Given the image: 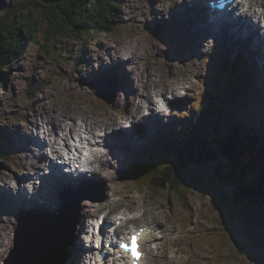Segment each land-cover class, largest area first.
<instances>
[{"label": "rangeland", "instance_id": "rangeland-1", "mask_svg": "<svg viewBox=\"0 0 264 264\" xmlns=\"http://www.w3.org/2000/svg\"><path fill=\"white\" fill-rule=\"evenodd\" d=\"M62 1L65 0L59 2L0 0V36L7 29L5 28L7 25L15 24V20L18 23L23 18L27 19L28 16L32 17V20L37 23L32 30H38V42L33 44L30 38V40H26L23 50L9 67L8 74L4 75V79H2L3 88L0 89V143L6 146L9 143L15 146H25V133L28 130L34 132L39 124L45 123L46 127L50 128L47 130L51 138H54L52 130L55 129V122L59 119L57 115L60 112L66 115V109L79 108V106L92 111L94 119L104 117L106 113L103 112H108L109 115H114L118 122L124 121V124L134 123L135 126L131 125L132 128L128 129V139H123V144L120 142L124 146V150L122 146H117L113 151L103 145L109 158L115 160L111 172L113 174L114 170L117 173L116 179H112V174L110 178L107 176L96 177L95 175L90 177L95 178L93 180L98 183L96 186L99 191H103V189L107 191L108 199L114 196L115 203L117 201L123 203L116 205V209L124 205H130L132 206L131 209L143 210L146 217L154 218L157 216L156 220L165 223L166 231L163 228L158 229L159 237L156 239V244L159 245L161 250L158 253V263L168 264V262L163 261L179 258L182 261L195 264H264V206L249 209L242 206L243 202L240 201L238 204L240 209L233 210L231 216L228 214V212H231V206L235 202V194L238 191H234L231 176L234 179L239 172L236 170L238 173L233 175L235 173L232 170L233 166L231 167V164L225 161V157H219L218 154V161L216 162L193 166L189 179L190 187L184 189L185 195L183 198L178 197L175 192L170 190L155 192L148 185H146V191L142 190L137 186V180L134 179V175L137 173L136 167L140 170V166H137L140 150L147 152V150L141 148H147L150 141L156 138L158 133V130L152 128V119L139 120V118L137 119L139 114L136 115L134 112L140 111L141 114L148 116L155 108L163 109L162 112H159L162 116L159 122L164 120V124L169 123L173 119V115H178L173 120L174 124L179 123L182 118H186L189 115L190 105L194 101H200L203 97V93L198 92V89L200 84L208 77L207 74L212 72L210 70L212 68V55L215 54L216 49H219L223 55L222 63L220 62L216 67L221 69L223 73L225 67L223 64H227L226 52L220 46L221 42L218 40L221 37L218 35L217 40H212L205 37V33H200L203 41L194 47L196 50L187 49L184 51L192 57L191 60L187 59V62L182 64L178 63L177 60L169 61L171 57V54H168V45L171 44L168 42L169 37L171 35V39L176 46L181 43L180 39L176 35L172 36V32L167 28H163L164 34L160 37L152 35V30L158 24H161V18L167 15L169 6L171 3L174 6L177 0H120L121 2L119 0H108L105 4L99 6L100 11H103L104 7L114 5L116 7L113 9L118 16L114 20L113 29L108 33L106 31L102 34L89 35V33H86L78 35V30L69 31L65 27L62 31L64 36L52 39L48 33L49 22L44 17L47 9L46 5H56ZM180 10L183 11V9ZM71 13H73L71 9H67L65 14L72 17ZM61 16L56 17L59 22L63 21ZM74 17L78 18L76 15ZM183 25L191 29L186 16L183 19ZM228 35V40L232 43L234 36L232 37L231 32ZM137 41L142 44L143 48H146V52L142 56L133 57L132 62L136 64L135 66L128 65V62L126 63V66H129L128 68L125 65L122 66L123 69L125 68L126 73L128 71L126 77L122 79L119 75L114 74L119 80V90L116 98V102L119 101V104H116V102L108 104L98 98L96 90L91 88V83L84 84L83 82L103 79L106 75L113 74L108 71H106V75L101 71H92L96 75L93 78H88L86 72L91 69L101 70L106 66L113 65L110 56H118L119 54L126 60L132 55L126 51L130 49L131 45L133 52L136 49L135 42ZM209 42H213L214 46H210ZM123 59L120 60L123 61ZM172 67L174 76L171 78H192V80H189V86L181 87L178 94L165 91L163 82L159 81L162 76L171 74L168 70ZM247 67L250 70L248 65ZM262 74L263 72L259 70L258 77L253 84H244L245 93H251L254 87L259 88L264 83ZM251 77L253 78L254 74L250 70L249 81H251ZM74 83H77L80 87H86L84 95L74 91L77 90ZM228 84L233 85L234 82L231 81ZM187 92L191 95L190 98L186 94ZM120 93H123L126 97L122 95L121 97ZM146 97H150L152 101L151 99L146 100ZM193 98L195 99L193 100ZM235 101L236 99L226 100L229 105L228 111L236 112V114L233 113L234 118L239 117V113L243 111L242 114L246 115L247 120L242 123L245 124V130L251 126L252 128L248 129V135L255 137L251 138L252 141L257 139L260 141L262 135L256 134L255 130L264 124V106L259 104L255 97H253V100L247 99V102L243 105L244 109L237 107ZM184 102L187 104L186 107L183 105ZM69 113H71V110L68 111ZM35 116H37L38 125L35 122ZM54 116L55 118L52 119ZM131 116L133 120L126 122L125 119ZM226 116H223L224 120L220 119L215 123L210 122L205 126L206 132L214 134L212 141L216 151L219 146L214 128L218 132L221 133L222 130V133L226 134L224 140L231 131V129L225 131L227 130L224 123ZM78 121L84 124L82 120ZM249 121H251L250 125L248 124ZM232 124L231 122L230 125ZM121 127L127 128L128 126ZM112 128L117 129L118 125L107 130ZM132 130L135 132L133 133ZM255 134L260 135V137L257 138ZM224 143L227 144L228 140ZM36 146L38 145L35 144L33 148ZM27 147H29V142ZM47 151L49 153V149ZM19 154L22 160L27 157L26 153L21 150ZM47 158V152H44L39 157L33 155L32 159L37 160L38 165H42ZM30 163L25 164L30 165ZM27 172L29 171L21 172L19 166L9 164L4 158L0 157V193L4 194L3 191L6 187H3V185L4 182H8V178L13 177L11 183L21 182V184H24L27 181H23L24 176L29 175ZM139 174L138 171L139 181L137 182L142 184L143 180ZM194 186L198 187L194 188ZM13 187L15 188V186ZM27 193L29 192L27 191ZM34 194L33 192L29 193L32 198L35 197ZM49 194H52V192ZM0 200L3 203L0 206V230H3V235L11 233L10 236L4 237L0 234V248L2 247L1 239L4 240L6 247L8 246L4 257L0 260V264H6L11 252L13 256V238L18 223V215L25 212V208L21 207L8 211L10 205L1 195ZM82 205L83 209L87 206L85 202ZM38 209L47 210L50 213L57 212L56 209L52 211L48 207H44V204ZM83 209L82 213H84ZM90 209L93 211L92 208ZM218 209L222 210V215ZM187 212L190 222L189 219H187L188 222L182 219ZM8 237L11 238L10 241H7ZM174 237H177L179 245L173 242ZM179 247L184 249L182 255L178 252ZM0 252L2 253L1 250ZM170 252L172 253L171 257Z\"/></svg>", "mask_w": 264, "mask_h": 264}, {"label": "bare ground", "instance_id": "bare-ground-1", "mask_svg": "<svg viewBox=\"0 0 264 264\" xmlns=\"http://www.w3.org/2000/svg\"><path fill=\"white\" fill-rule=\"evenodd\" d=\"M207 1H209V0H207ZM207 1L206 0L205 1L204 0H177V1H175L174 6L171 3V5L169 6V12L167 13V15L165 17L161 18L162 20L160 21L161 24H159V27L160 28H167L170 32H172L171 33L172 36H174V35L178 36L181 43L178 44V46H176L174 41L172 39H169V40H171V42H169L171 44L168 45V54L169 55L170 54L175 55L176 52H178L179 56L182 57L183 62H187V59L191 60L192 57L189 54L187 55L186 53H184V51L187 49L188 50H193V49L196 50L194 47L198 46V44L203 41V39L200 36V33H205V37H208L209 39H212V40H217L216 37L219 35L221 37V39L218 38V40H220V42H221L220 46L225 50V52H226L225 54L228 56V59H230L229 60L230 63L227 64L226 69H228L232 74H239V72L242 71L243 76L246 79V81L250 85L253 84L255 79L258 77L259 70L263 69V71H264V66H262L261 62L259 61L260 58L264 59V52H262V51H264V12H257V8L264 9V1L262 2V0H230L229 1L230 4H229V3H227L226 0H222V3L226 7L230 6L232 8V10H234V12L237 10V15L235 16V14L230 13L232 16H235L232 19V23L231 24H224V23L221 24L220 26H218L219 30L216 33L211 28V25L213 23H212V20L210 17H207V15L205 14L203 16V18L200 19L197 16V13H202V12L207 11V8H205ZM188 8H190V9H188ZM180 9H183V11H181ZM229 10H231V9L229 8ZM232 10H231V12H232ZM161 16H163V15H161ZM185 16L187 17L188 24H189V26H191V29L186 28L183 25V19L185 18ZM117 17L118 16H115V18H117ZM205 23L209 24V25L206 26ZM108 32L109 31H107L106 33H108ZM228 32H232V37L234 36V41H232V43L228 40V37H227V36H229ZM89 35H94V33L89 32ZM222 41H223V43H222ZM146 45L148 46V44H146ZM209 45L212 47L214 46L213 42H209ZM235 45H236V47H235ZM135 46H136L135 47L136 49L133 52H132V46L131 45L129 47L130 49H128L126 51V52H129L132 54L126 60L123 59L124 57L120 56L119 54H118V56H110L112 58L113 65L106 66V67L102 68L101 70L91 69L88 72H86V76L88 78H93L94 75H96V74H93L92 71H101L105 75L107 74L106 71H111V72L114 71L116 75H119V77H121L123 79L128 74V71L126 73L125 68L123 69L122 66L125 65V67H127L126 66L127 62H128L127 63L128 65L135 66L136 64L132 62L134 59L133 57L142 56L146 52V48L145 47L143 48L142 44L138 43V41L135 42ZM144 46H145V44H144ZM200 50L202 51V49H200ZM200 50H198V51L200 52ZM247 52H249L248 55H247ZM261 53H263V54H261ZM107 58H109V57H107ZM121 58L123 59V61L120 60ZM237 58H239V60H236ZM103 60H104V58H103ZM231 60H233V61H231ZM92 65H94V63H92ZM247 65L250 67V70L254 74V77L253 78L251 77L252 78L251 81H249L250 70L248 69ZM169 69L170 70H168V71L171 74L169 76H162L159 79V81L163 82V86H165V91H169V92L172 91L174 94H178L179 89L181 87L189 86L188 85L189 80H192V78H190V77L189 78L188 77L171 78L174 76L173 75V73H174L173 67L169 68ZM120 81H123V80H120ZM211 81L213 83V79H212L209 82L205 81L202 84H200L198 92L201 91L203 93L202 99H206V96L209 94L208 90H209L210 86H207L206 82L211 84ZM74 84H75V86H77V90H74V91H77L81 95H84L86 87H80L77 83H74ZM259 87L264 89V86H262V85H260ZM186 94L189 95V92H187ZM119 95L126 97V95H124L123 93H120ZM190 96L191 95H189V98H190ZM216 97H218L217 94H215V98ZM149 98L150 97H146V100ZM193 99H195V98H193ZM116 104H119V101H117ZM225 109H224L222 115L226 113L227 106H225ZM242 109H244V108H242ZM70 110H71V113L68 114V111H70ZM65 113H66V115H64L61 112L57 115V117H59V119H58V121L55 122L56 123L55 129H53V130L51 129L53 133L58 132V130H59V136H57L53 140H51L52 142H54L52 152L59 154L62 157L64 164H66V166L72 167L71 171L74 172L75 168H77L74 160L76 162H79L80 157L76 156V153H74L73 149L79 150V151H80V149H84V150L91 149V151L87 153L89 155V157L87 158L86 161H88L90 166L93 167V169H94V170L92 169L93 172L95 174H99V176H107L110 178V176L112 174L111 170L113 169L112 164L115 163V160H112L111 158H109L108 152L104 151L101 148L102 144L109 143L111 146L110 148L113 151H114V148H116L117 146H122V149L124 150V146L121 145V143L122 144L124 143L123 139H128L127 134H128V129L132 128L131 124H124L125 123L124 121L118 122L117 118L114 115H109L108 112H103V113H106V114H104V117L94 119L95 117H93V112L86 110L85 107H83V106H79V108L74 107L72 109H66ZM134 113L139 114L140 112L136 111ZM233 113L236 114L235 111H228L227 112L226 121H224V123L226 124L225 128L227 129L225 131H228V130L230 131L231 122L233 123L231 125L232 127L234 125H237L236 127L238 128V130L239 131L242 130V128H240L238 126V122H239V120L244 122V120H246V118L241 119L240 116L238 118V116L236 115L237 116L236 117L237 119H236V118H234ZM36 118H37V116L34 117L35 122L37 123L38 120H36ZM54 118H55V116L52 117V119H54ZM224 119L225 118H223V120ZM78 120H82L85 125L82 123H79ZM125 120H126V122H131V120L129 118H126ZM250 123H251V121L248 122L249 125H250ZM45 124H39L38 125V123H37V125H38L37 132L35 134H29L28 135L27 140L33 142V144L29 143L28 150H31L32 152H34L33 146L35 144H37L39 148L40 147L44 148L47 145L46 142L50 143V141L48 140L51 137L50 133L48 132V130L50 128L48 129ZM156 124L157 123H154V125H153L154 128L156 127ZM117 125H118L119 129L114 130L113 134H106L104 132L101 133V131H106L107 129L114 127V126H117ZM133 125L135 126L134 123H133ZM120 126H128V127L127 128H122V127L120 128ZM217 126H219V125L217 124ZM249 128H252V127L249 126L248 129ZM243 129H245V128H243ZM248 129H246V130H248ZM132 132H133V130H132ZM255 133L258 134V132L256 130H255ZM256 134H255V136L257 138H259L260 135H256ZM225 135L226 134L221 133V138L223 139L225 137ZM44 138H47V141H44ZM251 138L253 139L255 137H250L249 135L243 136V139H247V142L248 141L252 142ZM117 139H119V140H117ZM62 140L67 142V143H65L64 145L61 146L59 144V142H61ZM73 140L74 141L76 140V142H73ZM259 143H260V141H259ZM259 143L257 144V148H259L260 145H262L261 143L260 144ZM50 145L51 144H49V146ZM9 146L14 147L15 145L9 143ZM15 147H18V146H15ZM262 149H263V147H261L260 150H262ZM0 152H1V150H0ZM93 152H95V153H93ZM214 152H215V150H214ZM219 153L220 152H218V154ZM146 156H148V154ZM144 157H145V155H144ZM144 159H146V158H143V157L140 158L139 157V159H138L139 164H143ZM72 162H74V164H71ZM261 167L264 168V163L261 164ZM86 169H89V168H86ZM81 170H79V171H81ZM83 170H85V169H83ZM71 176H72V178H70V179L64 178L63 181H65V182H62L60 184L56 185V183H52L50 189H48L47 191H45V190L41 191V186H36L37 191L36 192L33 191V194L35 192V194H34L35 197H33V198L30 197L29 193L26 192V190H25L26 184L21 185V182H15V183L12 182L11 186H16V190L15 191L10 190L6 187L5 190L3 189L4 194L0 193V195L10 205L8 210H12V209L20 208V207H28V206L33 207L35 205L37 206V205H40L42 203H44V207H46V208L48 206L50 209H55L59 204H61V200L58 197V193L60 192V190L67 191L68 189H71L72 191L68 193V196H69L68 201H70L71 199L74 200V207L76 208L77 211L81 210V212L83 209V205L81 208V203L82 202L86 203L87 206L83 209L84 210L83 214L93 216V217H91L89 222L91 224H93L94 227L99 226L98 227L99 230H98L97 234L102 233V232L106 233L108 231V227H106V225H105L106 222H110V221H112V219H114L115 222H117V220H119L117 215L119 214L123 217L121 222H120V226L122 227L123 230L126 231V228L136 229L138 231L135 234H141V236H143V239H142L143 245L145 242L148 241L147 242V251H148L147 262H148V264H158L159 259L156 258V256H159L158 253H160L161 250L159 249V245L156 244V239L159 237L156 234V230L158 228L159 229L163 228V230L166 231L165 223L163 221H162L163 222L162 223L160 220H156L157 216H155L154 218L150 217V216L146 217L145 214L140 215L139 212L138 213L132 212L131 210H129L130 208L127 209L125 207L122 210L118 209V208L116 209V204L120 203V201H117V203H115V200H113L114 196L109 198L108 201H105L101 197L102 196L107 197V196H105V193H102L101 191H99L97 186L91 185L90 186L91 189H87L88 187H86V186L84 187V184H86V183L82 180V178H85V177H82L83 175L77 174V176L74 177L75 175L73 174ZM111 177H112V179H116V177H117V173H115L114 170H113V174ZM10 179H11V181H13V177H11ZM93 179H95V178H92V180ZM136 180L139 181L138 178ZM137 181H136V184L140 188L141 184ZM74 187H77V188L74 189ZM194 188H195V186H194ZM196 188H197V186H196ZM40 191H41L40 194H41L42 198L38 199L36 194H38ZM48 192L49 193L52 192V194H49ZM75 196L82 198L80 203L76 202V201H80V199L78 197H75ZM55 199L57 202L55 201ZM2 205H3V203L0 202V206H2ZM90 208H92L93 211H91ZM97 215H99L100 217L96 218L95 216H97ZM121 216H120V218H121ZM100 218H103V219L105 218L103 225H99L100 224L99 223ZM11 221H13V220H11ZM83 225L84 224L82 222H80L79 226H83ZM141 227L146 228L145 232L142 230ZM2 231L0 230V234H2ZM171 234H172V230H171ZM10 235H11V233L4 234V235L2 234L1 236L4 237V236H10ZM81 236L84 237L83 234ZM89 237L90 236L87 234L85 236V239H87V241H88ZM10 239L11 238L8 237L7 241H10ZM13 240H14V246H15V239L13 238ZM81 241L82 242L84 241L83 238L81 239ZM173 242H175L177 245H179V243L177 242V237L173 238ZM1 243H2V247L0 248V250L2 251V253L0 252V260L4 257L5 250L8 247V246L6 247L5 242L2 239H1ZM77 244H78L77 248L75 249L74 252H72V254L69 256L68 261H65L64 264H87V263H89V259L86 260L88 258L87 253L86 252L84 253V249H83L80 241ZM53 245H55L57 247L58 243L53 242ZM80 245H81V247H80ZM16 247L17 246H15V248ZM15 248H13L12 251H14ZM183 250L184 249L179 247L178 252L180 253V255L183 254ZM16 252L18 255L21 256L24 253V249L21 247H18ZM46 255L51 257L50 253H47ZM61 256H64V255L61 254ZM33 259L37 260V257H33ZM163 262H168V264H195V263H191V262L182 261L179 258L173 259V260H167V261H163ZM6 264H21V262L19 259L18 260L14 259L12 256V252H11V255L7 259Z\"/></svg>", "mask_w": 264, "mask_h": 264}, {"label": "trees", "instance_id": "trees-1", "mask_svg": "<svg viewBox=\"0 0 264 264\" xmlns=\"http://www.w3.org/2000/svg\"><path fill=\"white\" fill-rule=\"evenodd\" d=\"M107 1L65 0L56 5L47 4L44 17L50 25L48 29L50 38L64 36L62 31L65 27L69 31L78 30V35L89 32L102 34L110 31L115 24L114 15L116 11L113 8L116 6L104 7L103 11L99 9V6ZM67 9H71L73 18L65 14ZM58 15H62V22L56 19ZM75 15L78 18H75ZM14 23L7 25L5 27L7 29L0 36V89L3 88L1 82L4 75L8 74L9 67L18 58L26 40L30 38L33 44L38 42V30H32L37 23L32 20V17L23 18L18 23L15 20ZM212 79L208 78L207 82ZM207 82L206 85L210 86L209 94L205 101L201 98L194 104L196 107L193 114L185 119L186 121L179 129L178 134L175 132L177 129H174L173 132L176 135H173L170 143H164L163 146L157 148L158 150L156 149L157 151L153 150L144 157L146 159L143 160L139 170V175L143 180L141 185L144 188L148 185L155 192L170 190L175 192L178 197L183 198L184 189L190 187L189 179L193 166L218 160V152H220L219 157H225V161H228L231 167L233 166L232 170L235 172L233 175L239 172L237 177L233 179L235 180L233 185L238 191L235 194L237 200L234 199L235 202L231 206V210L237 211L236 208H238L240 201L243 202L242 206L249 209L257 206L263 207L264 168L261 167V164L264 163V142H260L262 145L257 148L258 140L247 142V139H243V135L236 125L233 127L230 125L231 131L225 140V137L221 138L222 130L220 133L214 128L219 146L216 151L212 141L214 134L206 132L205 126L210 122H217L222 117V115H216L221 102L216 101L215 94L219 88L227 87L229 84L227 76L223 74L215 76L213 83L212 81L211 84ZM226 140H228L227 144L224 143ZM261 147H263L262 150H260Z\"/></svg>", "mask_w": 264, "mask_h": 264}, {"label": "water", "instance_id": "water-1", "mask_svg": "<svg viewBox=\"0 0 264 264\" xmlns=\"http://www.w3.org/2000/svg\"><path fill=\"white\" fill-rule=\"evenodd\" d=\"M47 1L59 2L61 0ZM68 197V194H65L64 208L57 216L28 217L24 215L20 218L16 234L17 247L13 251L14 259H19L21 264L65 263L69 248L75 239L76 220V211L68 201ZM78 198L80 201L76 202L80 203L82 198ZM218 211L222 215V210L218 209ZM231 212H228L230 216ZM52 241L58 243V246L53 245ZM18 247L23 248L25 254L18 255L16 252ZM47 253H50L51 257L46 255ZM33 257H37V260H34Z\"/></svg>", "mask_w": 264, "mask_h": 264}, {"label": "snow or ice", "instance_id": "snow-or-ice-1", "mask_svg": "<svg viewBox=\"0 0 264 264\" xmlns=\"http://www.w3.org/2000/svg\"><path fill=\"white\" fill-rule=\"evenodd\" d=\"M131 245L128 243H121V247L124 248L126 251H130L133 256V260L137 261L141 255V253L138 250V240H139V235L138 234H133L131 237Z\"/></svg>", "mask_w": 264, "mask_h": 264}, {"label": "clouds", "instance_id": "clouds-1", "mask_svg": "<svg viewBox=\"0 0 264 264\" xmlns=\"http://www.w3.org/2000/svg\"><path fill=\"white\" fill-rule=\"evenodd\" d=\"M257 12H264V9L257 8ZM82 170H83V169H82ZM27 188H28L29 193H31V192H32V185H31V184H28V185H27ZM157 235H159V233H157ZM98 242H99V238L97 237V243H98ZM169 255H170V257H171L172 253L170 252ZM131 264H138V262L132 260V261H131Z\"/></svg>", "mask_w": 264, "mask_h": 264}]
</instances>
